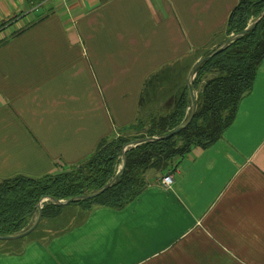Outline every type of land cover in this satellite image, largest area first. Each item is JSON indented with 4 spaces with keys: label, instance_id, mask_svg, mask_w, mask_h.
Instances as JSON below:
<instances>
[{
    "label": "crops",
    "instance_id": "crops-1",
    "mask_svg": "<svg viewBox=\"0 0 264 264\" xmlns=\"http://www.w3.org/2000/svg\"><path fill=\"white\" fill-rule=\"evenodd\" d=\"M26 1L0 0V183L55 174L114 134L144 133L225 44L239 3L29 0L16 16ZM173 172L171 188L165 173L148 176L132 202L75 227L80 208L64 211L62 233L41 242L58 225L46 220L0 264H264V60L231 127Z\"/></svg>",
    "mask_w": 264,
    "mask_h": 264
},
{
    "label": "trees",
    "instance_id": "trees-1",
    "mask_svg": "<svg viewBox=\"0 0 264 264\" xmlns=\"http://www.w3.org/2000/svg\"><path fill=\"white\" fill-rule=\"evenodd\" d=\"M263 14L264 0H239L227 22V40L236 37L221 53L197 67L192 83L193 90L198 92L196 114L175 136L166 138L184 126L192 113L189 89L170 102L169 114L150 119L144 133L132 138L114 134L104 139L79 165L41 178L18 175L3 180L0 183V237H12L29 229L38 218L39 203L49 200L42 203L38 227L23 239L0 240V253L20 252L43 221L62 216L68 207L79 206L83 213L74 220L72 227L83 222L96 208H123L148 187L150 174L174 171L176 164L195 150L217 142L234 123L239 104L251 92L257 70L264 60ZM139 139L144 142L123 154L128 144ZM123 157L126 166L121 170ZM110 183L111 187L93 200L76 201L66 206L55 204L57 200L69 201L98 192ZM59 233L62 232L42 234L41 242H47Z\"/></svg>",
    "mask_w": 264,
    "mask_h": 264
},
{
    "label": "water",
    "instance_id": "water-1",
    "mask_svg": "<svg viewBox=\"0 0 264 264\" xmlns=\"http://www.w3.org/2000/svg\"><path fill=\"white\" fill-rule=\"evenodd\" d=\"M264 15V14H263ZM256 23L255 22H252L248 27L247 29L245 30V32H248L252 27L253 25ZM236 36H231V38H229L225 44L220 47L219 49H217L216 51H214L213 54L209 55V56H206L204 58H202L201 60H199L197 62V64L194 66L192 72H191V77L194 76L195 74V71L197 69L198 66H200L202 63L206 62V61H209L210 59H212L215 55H218L219 53H221L227 46L228 44L230 43V41ZM189 91H190V95H191V100H192V113H191V116L188 120V122L184 125V126H181V127H178L177 129H175L173 132H171L170 134H168L166 136V138H171L173 136H175L176 134H178L180 131H182L185 127H187V125H189L192 120L194 119L195 117V114H196V110H197V105H196V98L194 96V90H193V85L190 84L189 85ZM145 140H157V138H146ZM144 140H134L132 141L130 144H128L124 150H123V154H125V152L132 148V147H135L137 145H140L141 143H143ZM126 166V159L123 157V165L121 166V170H123ZM112 183L110 184H107L105 187H103L101 190H99L98 192H95V193H92V194H89V195H82L78 198H73L69 201H55V204H58V205H63V206H66V205H70L76 201H86V200H93L97 197H99L100 195H102L105 191H107L110 187H111ZM49 199H46V200H43V201H47ZM42 202L39 203L38 205V209H39V214H38V218L36 219V221L34 222V224L29 228L27 229L26 231L20 233V234H17L15 236H12V237H9V236H4V237H0V240H19V239H23L25 237H27L28 235H30L39 225L41 219H42V209H43V206H42Z\"/></svg>",
    "mask_w": 264,
    "mask_h": 264
},
{
    "label": "rangeland",
    "instance_id": "rangeland-1",
    "mask_svg": "<svg viewBox=\"0 0 264 264\" xmlns=\"http://www.w3.org/2000/svg\"><path fill=\"white\" fill-rule=\"evenodd\" d=\"M27 4L29 5V7L31 8L32 6H31V1H29V0H27L26 1V3L23 5V7H21V10L16 14V16H20V12L21 11H23V12H25V8H26V6H27ZM14 17L15 16H12L10 19L12 20V21H14ZM7 23H10V21H8ZM209 77H211V75H209ZM208 76H207V78H209ZM194 78H195V76L193 77V80H194ZM194 94H195V96L197 97V94H198V92L197 91H194ZM151 175V174H150ZM149 175V176H150ZM78 208H80L79 206H71V207H68V208H66L65 209V211L66 212H71V211H75L76 209H78ZM36 221V220H35ZM34 221V222H35ZM46 221V220H45ZM45 221H43V222H45ZM48 221V220H47ZM43 222H42V224H43ZM51 222L54 224V225H56V224H58L57 226H53V228L52 229H50L49 230V232H55V231H57L59 228H62V227H64L65 225H66V222H65V220H63V218L62 219H51ZM34 224V223H33ZM48 232V233H49ZM2 247H0V249H1Z\"/></svg>",
    "mask_w": 264,
    "mask_h": 264
},
{
    "label": "built area",
    "instance_id": "built-area-1",
    "mask_svg": "<svg viewBox=\"0 0 264 264\" xmlns=\"http://www.w3.org/2000/svg\"><path fill=\"white\" fill-rule=\"evenodd\" d=\"M174 172L168 171L163 178L160 180V185L166 188H171L174 183Z\"/></svg>",
    "mask_w": 264,
    "mask_h": 264
}]
</instances>
